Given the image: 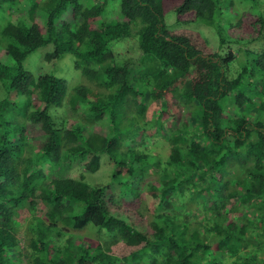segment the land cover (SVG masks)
Instances as JSON below:
<instances>
[{
  "label": "trees",
  "instance_id": "16d2710c",
  "mask_svg": "<svg viewBox=\"0 0 264 264\" xmlns=\"http://www.w3.org/2000/svg\"><path fill=\"white\" fill-rule=\"evenodd\" d=\"M108 1L0 0V264H264V49L239 48L249 56L242 65L197 30L165 22L170 9L192 13L229 47L236 41L219 21L231 0H120L113 20ZM123 39H135L136 61L112 50ZM47 44V62L74 55L79 83L23 67ZM181 106L189 113L179 125ZM153 138L165 141L164 157ZM86 155L88 173L101 155L114 163L110 181L143 203L148 232L111 214L104 186L85 173L48 178V169ZM150 167L157 177L144 203ZM90 225L96 239L69 234Z\"/></svg>",
  "mask_w": 264,
  "mask_h": 264
},
{
  "label": "rangeland",
  "instance_id": "374dc122",
  "mask_svg": "<svg viewBox=\"0 0 264 264\" xmlns=\"http://www.w3.org/2000/svg\"><path fill=\"white\" fill-rule=\"evenodd\" d=\"M227 1H224V3ZM231 1L232 5L229 9H227L228 5L222 4V7L225 8V11L222 20L219 21L226 30V33L230 36V40L233 39L236 41L230 43L229 47L225 45L222 48H219V38L215 32V29L211 26L192 21L194 17L192 13L178 15L173 13L170 9L165 15V22L169 30H175L182 27L197 30L208 40L213 51L223 54L225 50L230 49L238 54L235 61L241 62L243 65L247 62L249 56H245V53H243L244 51H242V53L239 55V48H251L255 51L261 48L264 49V28H261L259 23L260 11L264 14V0H262L263 4L259 8L255 7L252 2L248 0ZM108 4L109 5L105 7L107 19H119L120 0H109ZM175 4L171 6L174 7ZM2 15L4 16L5 14L2 13ZM1 20L2 17L0 15V21ZM134 42L135 39H129L128 41L126 39L114 41L111 44V48L114 52H119L120 55L118 54V59H123L126 57V59H134L136 61L139 53L133 46ZM52 49L53 46L51 44L37 48L27 56L23 63V67L30 71L34 77L44 73L52 74L60 79L65 80L68 87H72L73 85L79 83L83 78L80 72L74 68V55L71 53H66L57 60L47 62L44 60V55ZM5 60V51L2 47H0V61L4 62ZM237 64V62L232 64V68H230L228 71L229 76H232L236 73L239 68V66L237 67ZM140 67V64H135L132 66L129 74L130 79L133 74L140 69ZM180 108L181 114L178 115L179 117L177 118L179 125L182 123L181 121L183 118H185L184 113H189V109L187 107L181 106ZM58 112V115L64 114L61 110H58ZM146 113H152V119H156L160 112L158 109L156 110L149 106ZM74 121L75 119L71 117H65L62 119V123H64V126L67 128L71 127ZM101 124H104L106 127H108V120H101ZM93 128L97 129L98 126L94 125L91 127V129ZM153 131L154 130H147L146 132L150 133ZM149 141L150 140L147 141L146 145L149 143ZM139 142H141V140ZM126 145H130V142L126 143ZM136 145L138 144L136 143ZM150 146L155 150L156 153H161L162 157L168 153L167 145L161 138H153V140H151ZM89 158L90 156L86 155L83 158L74 159L72 161L66 160L59 166L54 167L52 170L48 169V178H77L79 177L80 173H85L86 182L91 185L100 184L104 186V200L111 214L114 216L124 217L137 229L148 232V220L139 213V210L140 212L145 210V207L142 206L143 203L139 199L134 198L127 191H122L118 184L110 181L112 172L114 170V163L109 160L107 155H101V165L99 170L93 173H88L84 170V164L89 160ZM154 160L155 157H151V161ZM156 177L157 174L152 171V167L147 168V175L141 180L140 184L141 197L144 203L146 201L144 191L147 182ZM69 234H72L74 238L81 240L96 239L97 235H99L97 229L91 225L80 230L70 229ZM20 239L23 242L22 235L20 236ZM13 255H15V253Z\"/></svg>",
  "mask_w": 264,
  "mask_h": 264
}]
</instances>
